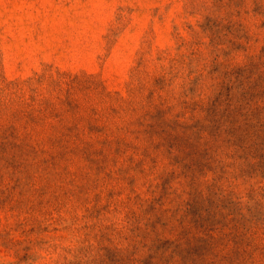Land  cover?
<instances>
[{
  "label": "rangeland",
  "instance_id": "374dc122",
  "mask_svg": "<svg viewBox=\"0 0 264 264\" xmlns=\"http://www.w3.org/2000/svg\"><path fill=\"white\" fill-rule=\"evenodd\" d=\"M0 264H264V0H0Z\"/></svg>",
  "mask_w": 264,
  "mask_h": 264
}]
</instances>
